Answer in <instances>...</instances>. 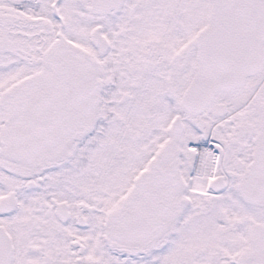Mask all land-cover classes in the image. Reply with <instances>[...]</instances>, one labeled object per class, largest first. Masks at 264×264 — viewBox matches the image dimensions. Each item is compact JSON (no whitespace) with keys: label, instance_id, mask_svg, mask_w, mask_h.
<instances>
[{"label":"snow or ice","instance_id":"snow-or-ice-1","mask_svg":"<svg viewBox=\"0 0 264 264\" xmlns=\"http://www.w3.org/2000/svg\"><path fill=\"white\" fill-rule=\"evenodd\" d=\"M0 264H264V0H0Z\"/></svg>","mask_w":264,"mask_h":264}]
</instances>
